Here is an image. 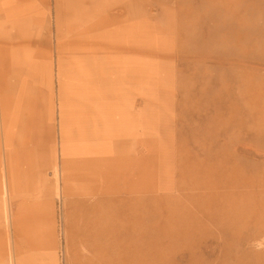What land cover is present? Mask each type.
Masks as SVG:
<instances>
[{"label":"rangeland","instance_id":"1","mask_svg":"<svg viewBox=\"0 0 264 264\" xmlns=\"http://www.w3.org/2000/svg\"><path fill=\"white\" fill-rule=\"evenodd\" d=\"M0 52V264H264V0H0Z\"/></svg>","mask_w":264,"mask_h":264},{"label":"bare ground","instance_id":"2","mask_svg":"<svg viewBox=\"0 0 264 264\" xmlns=\"http://www.w3.org/2000/svg\"><path fill=\"white\" fill-rule=\"evenodd\" d=\"M2 55L0 52V128H3L5 133L6 128V120L9 110V99H13L14 105H16V109L19 110L20 107H23L24 103L29 104L32 106V104L38 105L40 102V99L35 97L33 99V95L30 91V88L26 84H19L18 78L15 76L7 75V71L4 68L3 61H2ZM12 79L14 81H12ZM17 90V93H12L13 89L15 88ZM10 88V89H9ZM11 92V94H9ZM39 131L40 133L43 132V123L39 122ZM92 151L89 148H86V153H91ZM3 189L5 193L7 192V184L6 181H4Z\"/></svg>","mask_w":264,"mask_h":264},{"label":"crops","instance_id":"3","mask_svg":"<svg viewBox=\"0 0 264 264\" xmlns=\"http://www.w3.org/2000/svg\"><path fill=\"white\" fill-rule=\"evenodd\" d=\"M39 235L41 236V233H39ZM36 250L40 251V252H44L43 241L41 239L38 240V246H37ZM51 254H54V256L52 255V262H50V263L51 264H57V255L53 252V247L51 249ZM40 264H44V262H40ZM125 264H133V262H127Z\"/></svg>","mask_w":264,"mask_h":264}]
</instances>
